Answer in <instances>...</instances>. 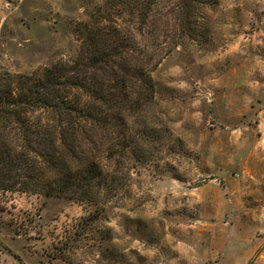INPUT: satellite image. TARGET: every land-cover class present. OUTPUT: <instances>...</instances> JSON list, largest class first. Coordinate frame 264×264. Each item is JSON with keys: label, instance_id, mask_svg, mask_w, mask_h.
<instances>
[{"label": "rangeland", "instance_id": "374dc122", "mask_svg": "<svg viewBox=\"0 0 264 264\" xmlns=\"http://www.w3.org/2000/svg\"><path fill=\"white\" fill-rule=\"evenodd\" d=\"M79 63L107 99L70 98L108 123L75 154L39 107L59 163L16 167L27 140L0 119V264H264V0H0V94ZM92 163L89 195L63 190Z\"/></svg>", "mask_w": 264, "mask_h": 264}, {"label": "trees", "instance_id": "16d2710c", "mask_svg": "<svg viewBox=\"0 0 264 264\" xmlns=\"http://www.w3.org/2000/svg\"><path fill=\"white\" fill-rule=\"evenodd\" d=\"M100 53H96L92 56L91 60L88 62V66L95 67L102 59L108 58V55L111 56L110 52H103L105 53L104 55ZM80 64L81 63L70 67H47L39 76H26V78L21 76L17 79V84L20 88L19 92L16 94L10 92L7 95L0 94V119L3 121V125L5 128H13L14 125H17L23 138L27 140V143H25L26 149H23L20 153L16 154L18 159L14 163V166L22 169H24L25 166L33 167L32 172L34 173V171L37 170V162L34 161L36 159L31 157L29 151H35L44 159L52 162L51 164L53 165H58L59 163V159L55 161V154H53L54 150L51 149L50 146V144L53 143V140L48 141L50 149L47 148V146L44 149L39 150L35 145V142L39 145H43L46 142L47 137L52 135L54 131V129L52 130L48 127L49 124H47L42 130L34 124L29 114L36 108L42 107L53 112L52 115L58 119V131L61 133V142L74 154L80 145L78 135L85 126L82 124L83 121H88L91 124L101 122L104 124L108 123L107 118H100L93 114L91 110L85 111L80 107L79 100L70 98L71 90H75L88 92L96 99L104 101L107 99L102 87L98 88V86H95V83L91 85L87 81L84 74H82L84 72V67L82 68ZM42 135L47 136L43 137ZM121 145L122 146L119 148L112 144L108 157L112 158L119 153L122 154L123 157H126L129 144L122 141ZM9 155V157H11L12 153H9ZM5 158L6 157L3 155L1 160ZM78 159L80 162L84 160L79 154ZM63 164L66 165V163ZM90 165L91 166L87 167L86 174L83 175V178H81L78 183H73V178H71L63 184V190L67 192L70 191L73 196L79 195L81 198L89 195L90 185H93L95 179L94 171L97 168L96 163ZM29 176H32V174H29ZM109 176L110 175L104 177L103 174L99 175L98 181L100 180V184L105 182L107 192L112 193L118 188V186H122L123 180L122 177L119 176H113L108 180L107 178ZM10 177L11 176H6L4 179L12 181ZM13 179L15 180V178ZM2 183L4 184V182ZM5 184L6 188H12V184H9V182ZM86 184L88 185V188L84 189L83 186H86ZM49 191L50 190H47V192Z\"/></svg>", "mask_w": 264, "mask_h": 264}]
</instances>
